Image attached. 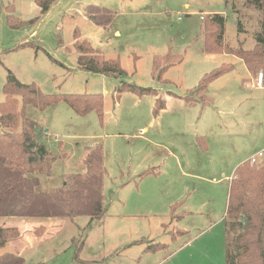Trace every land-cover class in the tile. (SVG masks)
Listing matches in <instances>:
<instances>
[{
    "label": "rangeland",
    "instance_id": "obj_1",
    "mask_svg": "<svg viewBox=\"0 0 264 264\" xmlns=\"http://www.w3.org/2000/svg\"><path fill=\"white\" fill-rule=\"evenodd\" d=\"M91 5L111 10V25L94 24ZM213 12L226 18L223 46L234 53L252 50L264 35L263 12L247 0H55L47 14L35 0H0V106L9 72L45 95L104 98L102 117L77 115L64 102L27 108L50 150L66 152L51 177L39 176L36 191L85 174L95 148L107 170L101 220L52 219L59 223L44 239L24 243L20 258L0 256V264H226V178L264 149V84L236 54L213 44L207 50ZM83 41L119 59L127 74L81 70L75 44ZM220 69L225 74L199 86ZM124 83L154 91L133 94L120 90ZM87 238L91 246L82 254ZM157 244L166 250L155 260L144 249Z\"/></svg>",
    "mask_w": 264,
    "mask_h": 264
},
{
    "label": "trees",
    "instance_id": "obj_2",
    "mask_svg": "<svg viewBox=\"0 0 264 264\" xmlns=\"http://www.w3.org/2000/svg\"><path fill=\"white\" fill-rule=\"evenodd\" d=\"M35 3L42 14H47L55 0H35ZM247 3L262 10L264 28V0H247ZM86 11L89 19L97 26L107 27L113 22L111 10L91 5ZM211 18L210 26L216 32L213 39L208 37L207 50L213 44L229 54H236L244 61L249 72L264 75V35L258 36V42L252 50L234 53L228 46H223L226 18L222 14H213ZM75 48L81 70L114 78L127 74L119 59H107L89 42H77ZM160 63V58L155 59V68L161 67ZM223 74L224 70L220 69L211 76L205 75L199 86L206 84L204 86L207 88V85ZM120 90L133 94L154 91L129 83H124ZM3 92L6 101L0 106V127L3 129L0 132V217L74 219L88 216L91 220H101L106 213L103 182L107 173L102 148H95L88 154L85 174L68 175L61 188L46 193L37 192L39 176L51 177L53 164L65 158L66 152L60 153V149L54 153L50 150L43 130L38 123L27 117V108L34 106L45 110L64 102L77 115L85 116L96 111L102 117L103 96L45 95L34 84L21 83L11 72ZM159 103L164 106V101ZM35 174L38 176L31 177ZM227 218L226 264H264V169L251 167L248 162L236 169L230 183ZM164 248L160 244L149 245L146 252Z\"/></svg>",
    "mask_w": 264,
    "mask_h": 264
},
{
    "label": "crops",
    "instance_id": "obj_3",
    "mask_svg": "<svg viewBox=\"0 0 264 264\" xmlns=\"http://www.w3.org/2000/svg\"><path fill=\"white\" fill-rule=\"evenodd\" d=\"M214 13L217 14L216 12H213L212 14H214ZM235 172H236V170H235ZM235 172H234L233 176H231L230 178H226V179H229V185L235 177ZM56 223H59V221L58 220H52V219L41 221L38 219L24 220V219L19 218V220H18V219H9V218L8 219H1L0 218V256H7V257H11V258H20V256H19L20 254L16 253L17 249L25 248V244L29 241L32 242L33 239H35V240L36 239L37 240L44 239L45 235H47L46 233L48 232L47 231L48 228L52 224H56ZM41 226L43 228L40 229ZM183 234H187V232L186 233L183 232ZM183 234L180 233L179 236H177L175 239H171L170 241L172 243L177 242L178 237H180ZM98 242H100V246H98V250L102 251L103 247H104V243L102 242V240H99ZM133 245H135V242L130 244V246H133ZM167 245L169 248L170 245L169 244H167ZM90 246H91L90 239L87 238L85 241V245H84L82 254H86V252L88 251ZM147 247L148 246L145 247L144 252L148 255V257L153 256V258L155 260H157V258L159 256L158 252H160L162 250H166V249H162V250H158L156 252H146ZM150 254H152V255H150ZM85 257L86 258H84V261L86 259H88L89 256L85 255ZM104 258H107V257L96 258V260L94 259V257H91L89 259L93 260V261H97L99 259L101 260ZM141 259L142 258H139L138 262H140Z\"/></svg>",
    "mask_w": 264,
    "mask_h": 264
},
{
    "label": "built area",
    "instance_id": "obj_4",
    "mask_svg": "<svg viewBox=\"0 0 264 264\" xmlns=\"http://www.w3.org/2000/svg\"><path fill=\"white\" fill-rule=\"evenodd\" d=\"M263 81L264 78L263 75H261L258 84L260 86H263ZM246 162H248L251 167H255L257 169H264V149L251 156Z\"/></svg>",
    "mask_w": 264,
    "mask_h": 264
}]
</instances>
